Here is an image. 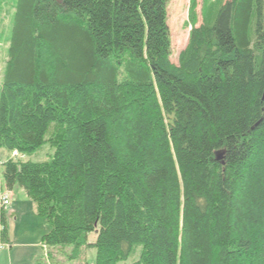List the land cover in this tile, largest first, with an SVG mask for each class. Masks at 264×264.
<instances>
[{
	"label": "trees",
	"instance_id": "obj_1",
	"mask_svg": "<svg viewBox=\"0 0 264 264\" xmlns=\"http://www.w3.org/2000/svg\"><path fill=\"white\" fill-rule=\"evenodd\" d=\"M168 1L13 0L0 148H54L3 164L49 226L35 264L67 247L93 264H264V0H202L199 26L190 0L176 64ZM0 226L5 244L2 211Z\"/></svg>",
	"mask_w": 264,
	"mask_h": 264
},
{
	"label": "rangeland",
	"instance_id": "obj_2",
	"mask_svg": "<svg viewBox=\"0 0 264 264\" xmlns=\"http://www.w3.org/2000/svg\"><path fill=\"white\" fill-rule=\"evenodd\" d=\"M189 2L190 0H169L166 7V19L167 26L169 29L170 35V61L173 64H176L177 56L181 50H183L187 44L188 34L190 30V24H188V15H189ZM197 8V25H200V9L202 0H196ZM14 2L13 0H1L0 2V87L2 82V76L4 72V67L7 62L6 50L8 47L7 37L11 28V20L14 14ZM48 136V135H47ZM45 137L47 139L48 137ZM54 154V148L49 146V143H45L38 151L34 152L28 156H21L17 154H10L4 149L0 148V193H6L5 185L2 178L3 164L11 159L14 162L24 163H43L48 162ZM21 190L18 187L13 189L14 197H9V204L14 205V201H17L16 191ZM23 191V190H22ZM22 193V192H21ZM29 204H20L19 209V218L17 222L21 221L23 215V220L20 223V229L11 227L8 219L6 224V229L8 231V238L13 243L12 249V264H35L36 258L45 256L46 250L42 248L40 239L41 236L48 231L49 226L43 220L40 219L36 212L33 213L32 205L35 208V205L27 200ZM13 203V204H12ZM6 207L5 211L8 209ZM22 206V207H21ZM0 211L1 207H0ZM6 215V214H5ZM26 234H22V232ZM1 232V228H0ZM6 234V233H5ZM90 243L95 241V235L91 234L88 237ZM2 250L4 245L0 243ZM64 253H59L56 257L50 261V264H93L95 259V249H88L83 253L81 260H73L69 256L71 255V248H65ZM59 251H57L58 253ZM55 254V253H54ZM139 250L137 255L130 257L125 262H120L119 264H133L137 261ZM5 264H8L7 262ZM46 264V263H45Z\"/></svg>",
	"mask_w": 264,
	"mask_h": 264
},
{
	"label": "crops",
	"instance_id": "obj_3",
	"mask_svg": "<svg viewBox=\"0 0 264 264\" xmlns=\"http://www.w3.org/2000/svg\"><path fill=\"white\" fill-rule=\"evenodd\" d=\"M16 193H17V196H16L17 201H14L15 202L14 205L9 204L8 209L6 211L5 210L2 211L3 217H4V226H5V233L7 236V242L5 244H3L4 248L2 250H0V264H5L6 262L8 264H12L11 255H12L13 243H11V241L8 238L9 235H8V231L6 229L7 219H8L12 228L15 227L16 229L17 228L20 229V223L24 218L22 215L21 221L17 222L19 215H20L18 208L20 207V204H29L27 201L29 199L27 198L24 191L18 190V191H16ZM9 194L11 195V197H14L13 190L11 192H9ZM30 206L32 208L33 213L36 212V210H35L36 208H34L32 205H30ZM0 228H1V226H0ZM22 234L24 235L26 233H24V231H23Z\"/></svg>",
	"mask_w": 264,
	"mask_h": 264
},
{
	"label": "built area",
	"instance_id": "obj_4",
	"mask_svg": "<svg viewBox=\"0 0 264 264\" xmlns=\"http://www.w3.org/2000/svg\"><path fill=\"white\" fill-rule=\"evenodd\" d=\"M9 197H10L9 192L0 193V207L2 210H5L6 207L8 206ZM0 248H2L1 245Z\"/></svg>",
	"mask_w": 264,
	"mask_h": 264
},
{
	"label": "water",
	"instance_id": "obj_5",
	"mask_svg": "<svg viewBox=\"0 0 264 264\" xmlns=\"http://www.w3.org/2000/svg\"><path fill=\"white\" fill-rule=\"evenodd\" d=\"M220 158H217L216 160H219Z\"/></svg>",
	"mask_w": 264,
	"mask_h": 264
}]
</instances>
